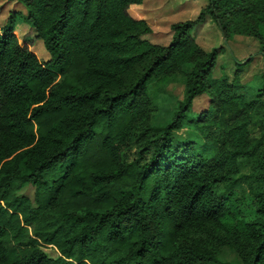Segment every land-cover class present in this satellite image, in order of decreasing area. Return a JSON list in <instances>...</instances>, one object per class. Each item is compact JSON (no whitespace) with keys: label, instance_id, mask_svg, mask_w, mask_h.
<instances>
[{"label":"trees","instance_id":"trees-1","mask_svg":"<svg viewBox=\"0 0 264 264\" xmlns=\"http://www.w3.org/2000/svg\"><path fill=\"white\" fill-rule=\"evenodd\" d=\"M19 1L0 24V264H228L221 248L264 264V89L241 90L239 61L213 76L222 47L191 34L210 17L264 59V0H207L167 44L128 12L142 0ZM18 18L47 59L18 42ZM175 82L183 99L155 123ZM185 126L202 144L173 142Z\"/></svg>","mask_w":264,"mask_h":264},{"label":"rangeland","instance_id":"rangeland-1","mask_svg":"<svg viewBox=\"0 0 264 264\" xmlns=\"http://www.w3.org/2000/svg\"><path fill=\"white\" fill-rule=\"evenodd\" d=\"M206 3L207 0H142L139 4L130 5L128 12L135 18L144 19L150 25L153 32L146 36L149 41L167 44L171 36V24L194 19ZM10 13L25 14L26 10L19 0H0V24ZM19 18L15 25L18 42L34 51L39 58L47 59L48 53L44 49L42 41L36 38L30 26ZM191 34L195 37L198 46L205 51H209L213 47H222L213 69V76L219 77L226 74L231 78L238 66L237 61H239L240 67L243 66L240 73L241 90L254 94L257 90L264 89V59L260 54V44L257 38L252 35L235 33L224 40L219 27L210 17L204 23L196 25ZM249 58L250 60H248ZM153 84L154 81L148 83L149 87H152ZM162 89L163 92L158 97L157 109L153 118L155 123H162L168 119L172 115L177 101L182 100L184 96L181 82L165 84ZM207 103L208 96L206 94L196 97L192 104V111L200 112L207 106ZM249 130L258 134L259 122H254ZM189 140H193L196 145L203 142L194 129L189 126L177 130L173 138L175 144L188 143ZM191 145L194 144L191 143ZM136 149L137 144L132 141V144L124 152L126 158H132ZM241 190V192H245L246 187L243 186ZM21 192L31 197L32 187L26 185L21 189ZM46 251L50 255L56 254L49 248ZM216 256L221 263L239 264L234 253L227 248L216 250Z\"/></svg>","mask_w":264,"mask_h":264}]
</instances>
